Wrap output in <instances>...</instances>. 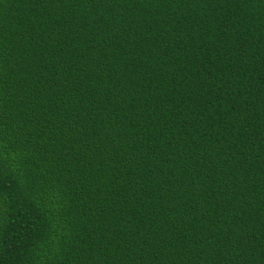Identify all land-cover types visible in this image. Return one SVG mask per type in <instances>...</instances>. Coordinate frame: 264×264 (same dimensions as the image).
Instances as JSON below:
<instances>
[{
  "label": "trees",
  "instance_id": "obj_1",
  "mask_svg": "<svg viewBox=\"0 0 264 264\" xmlns=\"http://www.w3.org/2000/svg\"><path fill=\"white\" fill-rule=\"evenodd\" d=\"M0 264H264V0H0Z\"/></svg>",
  "mask_w": 264,
  "mask_h": 264
}]
</instances>
